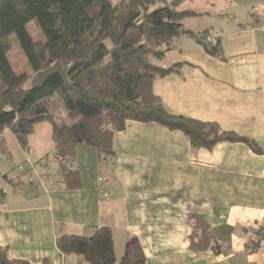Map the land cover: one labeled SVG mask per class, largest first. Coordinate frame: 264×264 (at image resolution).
<instances>
[{"label":"crops","instance_id":"crops-1","mask_svg":"<svg viewBox=\"0 0 264 264\" xmlns=\"http://www.w3.org/2000/svg\"><path fill=\"white\" fill-rule=\"evenodd\" d=\"M178 10L194 12L181 19L194 36L176 37L160 58L169 55L167 63L154 62L176 67L153 79V94L169 113L215 122L262 152L244 141L193 147L182 131L128 120L104 160L75 146L69 164L78 178L68 187L52 156L51 124L37 122L25 148L12 134L11 158L0 156L45 162L24 180L0 165V248L10 259L85 264L61 252L57 237L107 226L116 264L130 237L145 264H264V0H183ZM191 214L207 222L214 247L189 248Z\"/></svg>","mask_w":264,"mask_h":264},{"label":"trees","instance_id":"trees-1","mask_svg":"<svg viewBox=\"0 0 264 264\" xmlns=\"http://www.w3.org/2000/svg\"><path fill=\"white\" fill-rule=\"evenodd\" d=\"M182 1L0 0V156L11 158L4 130H10L25 148L34 124L41 121L51 124L52 156L68 187L75 185L69 184L71 179L78 178L69 164L75 146H91L104 160L113 154L114 133L123 130L128 120L156 122L182 131L193 147L209 148L221 140L244 141L262 152L252 139L224 131L215 122L169 113L153 94V79L174 70L176 64L162 67L151 58H162L176 37L194 36L182 27V17L194 13L178 10ZM31 21L41 31L39 40L27 32ZM11 46L29 75L14 72L7 56ZM55 95L63 103V113L54 109ZM34 169L28 166L15 178L28 179ZM3 178L14 179L7 173ZM188 225L191 250L214 247L202 216L189 215ZM56 243L61 252L75 254L85 264H116L107 226L87 236L60 235ZM256 246L250 241L251 250ZM0 264L28 263L10 259L0 248ZM117 264H145L136 237L127 239Z\"/></svg>","mask_w":264,"mask_h":264},{"label":"rangeland","instance_id":"rangeland-1","mask_svg":"<svg viewBox=\"0 0 264 264\" xmlns=\"http://www.w3.org/2000/svg\"><path fill=\"white\" fill-rule=\"evenodd\" d=\"M195 20V19H192ZM26 29L27 32L29 33V35L32 37L33 40H39L42 37L41 31L39 29V27L37 26V24L35 23V21H31L26 25ZM15 45V40H11V45ZM213 45H217V41L215 40L214 43H212ZM8 56V60L9 63L11 64L14 72L16 74H26L29 75V69L28 67L18 58L17 54H16V50L14 49V46L10 47V50L7 53ZM169 56V55H168ZM168 56L165 59H155V58H151V60L153 62L156 63H167L168 61ZM29 82L27 81L26 84H28ZM52 101H53V105H54V109H58L60 110L62 113L64 111V106L63 103L59 100L58 96L55 95L54 97H52ZM12 133L10 130L6 129L4 130V136L7 140L8 138V145L11 146V136ZM13 136V135H12ZM42 159H39L36 162H30V161H26L28 163H26L24 160H20V159H5L4 161H0V165L1 167L3 165H5L7 163V166L5 168V171L9 170V172H11L12 174L16 175L17 173H20L21 171H19L18 167L22 166V169L24 170L26 167H39L40 165V161ZM38 165V166H37ZM2 173V172H0ZM35 173V172H34ZM2 179L0 176V183H1ZM3 182V181H2Z\"/></svg>","mask_w":264,"mask_h":264},{"label":"built area","instance_id":"built-area-1","mask_svg":"<svg viewBox=\"0 0 264 264\" xmlns=\"http://www.w3.org/2000/svg\"><path fill=\"white\" fill-rule=\"evenodd\" d=\"M207 40H208V41H211L212 43H214V40H213V39L208 38ZM22 170H23V169H22V166H20V167H19V171H22Z\"/></svg>","mask_w":264,"mask_h":264}]
</instances>
